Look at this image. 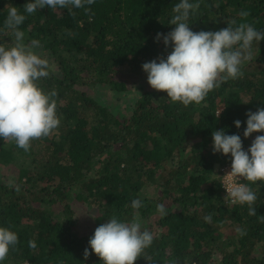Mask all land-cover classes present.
Segmentation results:
<instances>
[{"label": "trees", "instance_id": "1", "mask_svg": "<svg viewBox=\"0 0 264 264\" xmlns=\"http://www.w3.org/2000/svg\"><path fill=\"white\" fill-rule=\"evenodd\" d=\"M26 2L0 0V27L8 6L23 12ZM178 2L102 0L87 9L92 20L76 9L46 7L26 14L20 26L25 42L39 40L35 51L52 65L51 75L39 84L57 91L60 127L34 139L27 152L0 140V225L19 237L4 264H102L90 249V237L113 215L130 219L131 201L137 198L143 201L142 225L155 237L145 252L150 261L264 264V182L243 180L257 194L255 215L246 204L228 205L220 192V168L232 158L213 151L212 135L216 130L239 134L247 150L256 135L264 134L243 136L246 114L264 108V40L253 45L243 76L223 82L200 104L174 103L166 92L146 85L129 114H117L113 107L131 90H141L138 80L147 78L143 63L171 52V44L166 47L157 33L175 27L169 21ZM199 2L189 20L193 31H217L232 21L264 31V0ZM241 10L250 14L241 17ZM13 39L0 32L7 46ZM150 184L157 193L148 196ZM84 203L101 213L89 215L88 229L83 224L88 219L77 212ZM158 203L167 216L157 213ZM208 214L211 223L204 221ZM134 264L149 261L138 257Z\"/></svg>", "mask_w": 264, "mask_h": 264}, {"label": "clouds", "instance_id": "2", "mask_svg": "<svg viewBox=\"0 0 264 264\" xmlns=\"http://www.w3.org/2000/svg\"><path fill=\"white\" fill-rule=\"evenodd\" d=\"M100 3L102 0H27L23 12L14 5L8 6L0 32H9L14 39L11 46L0 42V140H11L27 152L34 139L55 134L60 127L56 111L57 91H46L39 84L51 75L52 65L35 51L40 47L39 40L25 42V32L20 26L27 18L26 14L46 7L65 8L80 10L92 20L94 17L87 9ZM199 6V0H179L173 6L174 15L169 24L175 27L167 34L157 33V39L162 37L166 47L171 44V52L166 58L153 59L142 65L153 89L166 92L172 102L186 107L202 103L223 82L242 77L244 64L252 59L253 45L264 40V31L250 23L236 24L235 21L217 31H193L189 20ZM249 14L247 10L239 12L241 17ZM246 115L243 136L264 133V108ZM234 124L240 128L241 121L235 120ZM212 135L213 151L230 154L232 158L231 171L227 174L232 183L226 188L227 196L233 204H246L249 215H255L257 194L249 183L239 181L243 178L251 183L264 182V134L256 135L247 150L239 134L216 130ZM142 206L141 199H133L131 208L134 211L130 219L113 215L96 227L88 243L102 264H134L138 257L156 264L145 256L155 237L151 230L143 227L139 218L138 210ZM156 211L161 217L168 215L163 203L156 205ZM212 219V214L204 216L207 223ZM237 232L244 234L242 228H237ZM18 243V233L0 225V264H4L10 250ZM27 247L33 252L36 248L31 242ZM88 255L89 248H85L84 256ZM166 264H176V261L168 260Z\"/></svg>", "mask_w": 264, "mask_h": 264}, {"label": "rangeland", "instance_id": "3", "mask_svg": "<svg viewBox=\"0 0 264 264\" xmlns=\"http://www.w3.org/2000/svg\"><path fill=\"white\" fill-rule=\"evenodd\" d=\"M37 52L39 53L40 50H38ZM45 57H46V55H45ZM145 76H147V75H145ZM121 77H122V79L127 80V78H126L127 75L126 74L123 73V75ZM146 85H149L147 78H143L141 80V83L138 80V85L137 86L141 90H137V89L131 90L130 92H128L129 94L126 95V96H124L119 103L118 102H114L113 103V105H114L113 107L117 110L116 113L117 114H120L121 113V114H124V115L129 114V112H128L129 105L132 104V103H134V99L135 98H140L141 97V94L143 93V90L142 89ZM124 93H127V92H124ZM110 95L111 94H109L108 92H106V97H108V100L110 99ZM230 171H231V164L227 165L226 169L220 168V173H221V176H222V177H220L221 178L220 181H221V184H222V187H221V191L220 192H221V195L223 196L225 202L228 205L231 206V205H233V203L231 202L230 197L227 196V190H226V188L229 187L230 184L232 183V178L230 176H227V174ZM9 172H12V174L14 175L13 179H15L16 174L13 172V170H10ZM10 178H12V177H10ZM239 182H243V178H241V180ZM153 185L154 184H150L149 186H147L145 188L146 189V194L148 196H151L152 194L157 193L156 190L154 189V186ZM160 192L161 191H159V193ZM94 209H93V207L91 205H87V203H84V204H79L78 205L77 212L78 211L81 212L79 214L80 215V219L87 220L88 218L90 219L91 217L100 216V214H101L100 211L97 210L96 207H94ZM85 218H87V219H85ZM89 219L87 220V222L83 223L85 229H88V227L93 224V222L90 221Z\"/></svg>", "mask_w": 264, "mask_h": 264}]
</instances>
